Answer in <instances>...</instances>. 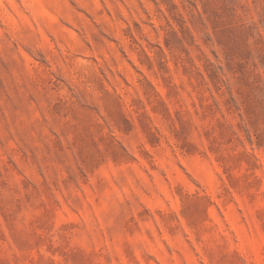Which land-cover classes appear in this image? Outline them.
Instances as JSON below:
<instances>
[{
	"label": "rangeland",
	"instance_id": "obj_1",
	"mask_svg": "<svg viewBox=\"0 0 264 264\" xmlns=\"http://www.w3.org/2000/svg\"><path fill=\"white\" fill-rule=\"evenodd\" d=\"M0 264H264V0H0Z\"/></svg>",
	"mask_w": 264,
	"mask_h": 264
}]
</instances>
